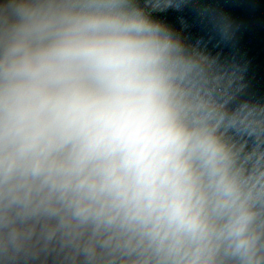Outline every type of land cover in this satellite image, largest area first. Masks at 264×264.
<instances>
[{
  "label": "clouds",
  "instance_id": "obj_1",
  "mask_svg": "<svg viewBox=\"0 0 264 264\" xmlns=\"http://www.w3.org/2000/svg\"><path fill=\"white\" fill-rule=\"evenodd\" d=\"M0 210L91 228L135 264H264V173L176 100L125 0H0Z\"/></svg>",
  "mask_w": 264,
  "mask_h": 264
},
{
  "label": "water",
  "instance_id": "obj_2",
  "mask_svg": "<svg viewBox=\"0 0 264 264\" xmlns=\"http://www.w3.org/2000/svg\"><path fill=\"white\" fill-rule=\"evenodd\" d=\"M170 48L176 100L225 145L234 170L264 173V0H125ZM7 12L0 5V49ZM4 213L0 210V217ZM91 228L0 219V264H135Z\"/></svg>",
  "mask_w": 264,
  "mask_h": 264
}]
</instances>
